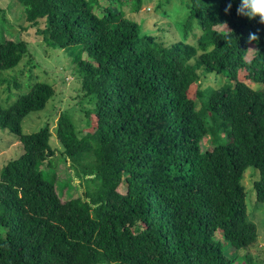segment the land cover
Instances as JSON below:
<instances>
[{"label":"trees","instance_id":"obj_1","mask_svg":"<svg viewBox=\"0 0 264 264\" xmlns=\"http://www.w3.org/2000/svg\"><path fill=\"white\" fill-rule=\"evenodd\" d=\"M18 1L29 23L45 21V43L78 50L92 124L80 137L69 114L59 119L62 156L82 189L64 202L50 127L22 131L55 88L39 83L13 106L0 105V128L23 146L0 171V264H253L248 250L259 233L246 201L264 203L259 18L237 15L239 0H183V39L165 44L125 17L123 6L140 12L143 0ZM28 53L26 41L0 39V74ZM209 74L228 83L202 89ZM247 172L258 177L251 189Z\"/></svg>","mask_w":264,"mask_h":264},{"label":"rangeland","instance_id":"obj_2","mask_svg":"<svg viewBox=\"0 0 264 264\" xmlns=\"http://www.w3.org/2000/svg\"><path fill=\"white\" fill-rule=\"evenodd\" d=\"M182 1L143 0L140 12H134L130 5L122 8L125 17L140 23L145 31L151 32L165 44H171L183 39L179 22L186 10L182 6ZM106 2H102L104 8L109 6L110 9L118 11L117 5ZM104 8L100 10V13L105 10ZM38 23L34 26L26 20L25 8L18 0H0V39L24 40L29 46V53L20 65L0 74V105L4 108L13 106L21 96L29 93L39 83L49 84L55 88V96L46 108L40 112L31 113L23 120L22 131L24 134H33L46 125L50 127L52 133L50 145L56 150L53 159L56 163L58 186L61 187L60 195L65 202L80 196L82 189L81 179L72 169L71 161L62 156L63 147L56 136L59 119L64 113L69 114L75 123L78 135L83 137L92 124L87 113L93 108V102L82 90L81 76L78 74V66L74 60L78 50L73 48L62 50L45 43L38 33L44 28L45 21L39 20ZM216 29L227 30L224 25ZM194 38L191 36L189 41H193ZM84 56L93 60L87 53ZM209 76V78H201L202 89L220 87L228 83L225 75L209 74ZM247 83L252 88L259 89L256 84L250 81ZM222 136L225 138V133H222ZM209 143L208 139L202 142L203 146H208ZM22 153L23 146L18 139L7 130L0 128V171L8 161L19 158ZM50 170L43 168L47 179L53 175ZM250 170L253 168L250 167L248 171ZM257 178H254L251 172L246 173L245 185L248 189L253 188V182ZM71 185L74 187L72 190H70ZM126 190L123 184L120 187V193H125ZM252 199L254 200V197L249 196L246 202L249 208V219L257 226L259 239L248 252L253 264H264V203H253ZM3 234L4 228L0 227V235L3 236ZM248 252L244 251L242 255ZM229 253L233 258L237 256L232 248Z\"/></svg>","mask_w":264,"mask_h":264},{"label":"clouds","instance_id":"obj_3","mask_svg":"<svg viewBox=\"0 0 264 264\" xmlns=\"http://www.w3.org/2000/svg\"><path fill=\"white\" fill-rule=\"evenodd\" d=\"M231 8V4L228 5V9ZM237 15L244 16L249 20L259 18V21L264 24V0H239V6L237 7ZM250 40H255L256 36L250 34Z\"/></svg>","mask_w":264,"mask_h":264}]
</instances>
